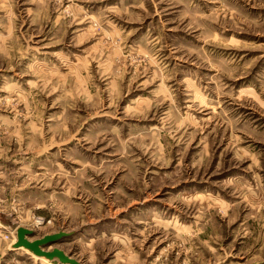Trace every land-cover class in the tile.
<instances>
[{
  "label": "rangeland",
  "instance_id": "1",
  "mask_svg": "<svg viewBox=\"0 0 264 264\" xmlns=\"http://www.w3.org/2000/svg\"><path fill=\"white\" fill-rule=\"evenodd\" d=\"M264 264V0H0V264Z\"/></svg>",
  "mask_w": 264,
  "mask_h": 264
},
{
  "label": "water",
  "instance_id": "2",
  "mask_svg": "<svg viewBox=\"0 0 264 264\" xmlns=\"http://www.w3.org/2000/svg\"><path fill=\"white\" fill-rule=\"evenodd\" d=\"M31 235V231L25 228H18L16 231V242L13 245V248H24L30 251L34 256L43 257L47 261L57 260L60 264H80L70 256L65 255L61 250L55 248L51 251L44 250V248H47L60 241L65 234L58 233L53 235H46L40 239L30 242L27 240V236Z\"/></svg>",
  "mask_w": 264,
  "mask_h": 264
},
{
  "label": "bare ground",
  "instance_id": "3",
  "mask_svg": "<svg viewBox=\"0 0 264 264\" xmlns=\"http://www.w3.org/2000/svg\"><path fill=\"white\" fill-rule=\"evenodd\" d=\"M16 239V238H15ZM16 242V241H15ZM15 244V243H14ZM13 244V245H14ZM23 250H25V251H28V250H26V249H24V248H22ZM50 251H51V249H50ZM29 252V251H28ZM31 253V252H30ZM36 257V256H35ZM36 258H38V259H40V260H43V261H46V259L45 258H43V257H36ZM78 262V261H77ZM79 263V262H78Z\"/></svg>",
  "mask_w": 264,
  "mask_h": 264
}]
</instances>
